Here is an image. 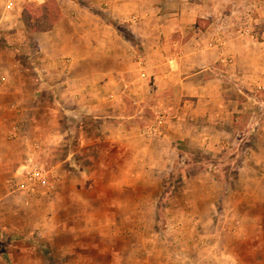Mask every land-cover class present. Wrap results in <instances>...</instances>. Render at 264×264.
<instances>
[{
    "label": "rangeland",
    "instance_id": "obj_1",
    "mask_svg": "<svg viewBox=\"0 0 264 264\" xmlns=\"http://www.w3.org/2000/svg\"><path fill=\"white\" fill-rule=\"evenodd\" d=\"M7 1L0 0V77L9 76L0 78V264H264V142L251 126L264 113V88L250 91L238 122L235 115L218 126L206 116L192 118L185 139L173 141L174 151L162 142L169 109L148 92L140 104L130 97L133 108L124 115L138 123L137 145H152L132 155L98 124L90 134L76 117L70 123L65 110L52 107L50 93L36 91L54 89L53 82L43 71L39 80L32 76V55L25 52L35 47L34 32L52 25L44 8L54 0H12V9ZM127 1L137 5L120 10L123 17L111 14L119 11L112 1L99 7L101 20L118 25L131 41L134 16L148 26L143 9L151 4ZM206 2L205 15L219 20L220 37L242 38L239 27L254 10L261 18L257 40L264 39V0ZM27 4L37 9L38 25L25 21ZM154 106L168 116L157 138L145 130ZM216 132L226 136L198 141ZM73 150L70 167H54ZM21 164L47 171L53 187L21 188Z\"/></svg>",
    "mask_w": 264,
    "mask_h": 264
},
{
    "label": "crops",
    "instance_id": "obj_2",
    "mask_svg": "<svg viewBox=\"0 0 264 264\" xmlns=\"http://www.w3.org/2000/svg\"><path fill=\"white\" fill-rule=\"evenodd\" d=\"M99 1L115 3L119 11L113 9L111 14L117 17H123L120 10L132 5L127 0ZM143 1L146 0L140 3ZM148 3L151 4L148 11L143 9L145 15L149 14L148 26L141 25L139 16H134L131 35L135 40L130 41L124 39L118 25L101 20L97 1L54 0L51 7L60 11L59 19L50 28L35 31L30 37L35 47L25 52L32 55L30 69L36 72L32 76L39 80L43 74L52 79L46 82H53L54 89L36 90L50 93L52 107L65 110L70 123L76 117L87 133L94 129L91 124H98L102 134H107L112 143L122 144L123 150L131 151L132 155L143 150L148 153L152 145L145 143L148 148L137 145L141 140L137 122L133 115H124L133 108L129 105L130 97L140 104L146 98L144 92H148L152 95L149 99L169 109L170 126L162 142L170 144L166 147L168 151H174L173 141L185 139V126L187 122L192 125V118L206 116L218 126L235 115L238 122L239 114L251 100L250 91L264 88V39L249 40L226 33V38L218 40L219 20H208L206 0H148ZM200 19L202 25L197 22ZM260 31L264 33V28ZM34 59L36 65H32ZM8 77L0 78L7 82ZM118 113L120 118L115 116ZM251 126L259 131L255 135L264 142V113ZM80 135L79 139L85 138ZM202 135L198 141H221L226 136L222 132ZM76 152L70 151L54 167H70Z\"/></svg>",
    "mask_w": 264,
    "mask_h": 264
},
{
    "label": "built area",
    "instance_id": "obj_3",
    "mask_svg": "<svg viewBox=\"0 0 264 264\" xmlns=\"http://www.w3.org/2000/svg\"><path fill=\"white\" fill-rule=\"evenodd\" d=\"M39 1V0H33ZM13 1L8 0L6 3V9L13 8ZM254 10H250L249 20H245L239 27L240 36L244 39L257 40L258 32L256 31V25L258 24L257 18L253 16ZM220 40V36H216ZM154 116L151 122L145 127L147 134L152 138H157L165 134L168 124V116L164 110L158 106L152 108ZM27 164H21L19 167V175L24 176L26 179L20 183V187L26 189L27 191H36V189H50L53 187V183L49 180L47 176V171L41 167L34 165L29 167ZM22 169V170H20ZM31 184V186H30Z\"/></svg>",
    "mask_w": 264,
    "mask_h": 264
},
{
    "label": "trees",
    "instance_id": "obj_4",
    "mask_svg": "<svg viewBox=\"0 0 264 264\" xmlns=\"http://www.w3.org/2000/svg\"><path fill=\"white\" fill-rule=\"evenodd\" d=\"M44 9H45V13L47 14V17L51 24H53L59 19V16H60L59 10H56V8L54 7H50V8L45 7ZM23 11H24L23 13H24L25 21L28 24H31V23L32 24L35 23L37 25L39 24V22L41 21V18L37 13V9L33 5L27 4L24 7Z\"/></svg>",
    "mask_w": 264,
    "mask_h": 264
}]
</instances>
